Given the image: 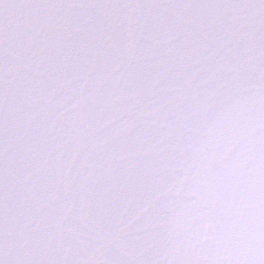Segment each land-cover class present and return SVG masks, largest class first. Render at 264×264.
<instances>
[{"label": "snow or ice", "instance_id": "obj_1", "mask_svg": "<svg viewBox=\"0 0 264 264\" xmlns=\"http://www.w3.org/2000/svg\"><path fill=\"white\" fill-rule=\"evenodd\" d=\"M0 264H264V0H0Z\"/></svg>", "mask_w": 264, "mask_h": 264}]
</instances>
